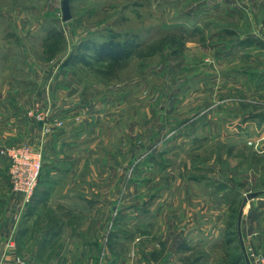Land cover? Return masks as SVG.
Segmentation results:
<instances>
[{"label":"rangeland","instance_id":"rangeland-1","mask_svg":"<svg viewBox=\"0 0 264 264\" xmlns=\"http://www.w3.org/2000/svg\"><path fill=\"white\" fill-rule=\"evenodd\" d=\"M63 1L0 0V89H19L3 96L27 128L11 144L54 155L32 198L52 197L48 168L65 167V227L43 264H246L264 0H67V20ZM31 201L19 216L56 222Z\"/></svg>","mask_w":264,"mask_h":264},{"label":"crops","instance_id":"crops-1","mask_svg":"<svg viewBox=\"0 0 264 264\" xmlns=\"http://www.w3.org/2000/svg\"><path fill=\"white\" fill-rule=\"evenodd\" d=\"M18 90L17 87H3L0 89V146L20 141L26 128L21 125L20 109L22 107L16 101L3 96L5 93L10 92L15 94ZM28 122L31 124L29 120ZM253 126L252 137L256 159L254 179L258 194L253 198L252 205L250 200L245 204L240 227L246 247L251 249L252 246L248 245L250 239L254 246L260 250L259 253L264 255V102H260L255 109ZM64 140L65 138H58L56 142L50 144L53 147L58 146ZM47 156L50 158L43 160L45 162L44 165L46 162L52 161L51 158L54 155L48 154ZM7 165V159L0 156V261L4 264H21L17 259L27 257L25 256L28 255L26 247H29V258L37 259L39 264H43L42 259L48 261L51 257L50 255L53 254L55 245L61 242L62 231L65 227L63 216L58 213L59 210L65 208V197H55L57 188H64L65 190L63 183L65 167L52 164L48 168L46 180L44 179L45 185L48 186L50 184L52 187L49 192V196L52 197L46 198L44 202L46 203V208L54 210L53 214L55 215L53 217L56 222H53L35 213L28 214L27 217L24 214H21L22 217L18 215L21 209L19 202L12 198ZM40 201L41 199L37 197L32 198L31 206L36 205L37 208L43 206L44 202L41 203ZM248 216L251 218H248ZM33 226L37 227V232L35 233L33 232ZM33 237L36 239L30 244Z\"/></svg>","mask_w":264,"mask_h":264},{"label":"built area","instance_id":"built-area-1","mask_svg":"<svg viewBox=\"0 0 264 264\" xmlns=\"http://www.w3.org/2000/svg\"><path fill=\"white\" fill-rule=\"evenodd\" d=\"M51 118V114L46 112L45 118ZM38 120H43L37 115ZM55 120V124L62 121ZM49 125L44 127L48 131ZM0 156L7 159V174L11 190L19 200L20 209L31 201L34 194L40 173L43 166V149L34 147L27 143L3 145L0 147ZM21 264L23 262L17 259ZM256 264H264V255L255 257ZM0 264H4L0 261Z\"/></svg>","mask_w":264,"mask_h":264},{"label":"water","instance_id":"water-1","mask_svg":"<svg viewBox=\"0 0 264 264\" xmlns=\"http://www.w3.org/2000/svg\"><path fill=\"white\" fill-rule=\"evenodd\" d=\"M62 17H63V20H67L71 17L69 2L67 0H64L62 3ZM257 194H258L257 192H248L246 194V197L251 198V197L256 196ZM242 211H243V208L241 207L239 209L238 216H237V233H238V238H239L240 247L242 250L244 261L246 264H251L246 248H245V245H244V242H243L242 234H241L240 224H241Z\"/></svg>","mask_w":264,"mask_h":264},{"label":"trees","instance_id":"trees-1","mask_svg":"<svg viewBox=\"0 0 264 264\" xmlns=\"http://www.w3.org/2000/svg\"><path fill=\"white\" fill-rule=\"evenodd\" d=\"M59 33H60V32H54V33H53V36H58ZM83 45H84L83 42L79 43V48L86 49V48L88 47L87 45H86V46H83ZM72 58H73V60H75V61L85 62V64H86V63H89V61L80 58L79 55H75V56H73ZM40 174H41V173H40ZM39 177H40V176H39ZM236 258L238 259V256H237ZM192 264H198V263H192Z\"/></svg>","mask_w":264,"mask_h":264}]
</instances>
